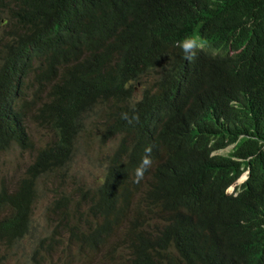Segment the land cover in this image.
<instances>
[{
    "label": "trees",
    "instance_id": "1",
    "mask_svg": "<svg viewBox=\"0 0 264 264\" xmlns=\"http://www.w3.org/2000/svg\"><path fill=\"white\" fill-rule=\"evenodd\" d=\"M198 1L205 17L225 19L217 37L226 55L187 59L154 50L135 59L124 37L110 41L104 31L77 29L90 13L104 20L151 13L177 26L193 17L194 0H126L116 11L106 0H58L70 9L66 21L49 15L44 0H0V36L12 42L9 56L26 75L51 82L41 112L58 126L56 168L72 164V147L81 131L116 139L100 183L82 186L87 209L106 220L87 221V232L69 231L64 263L89 264L110 243L112 228L129 232L122 264L264 261V0ZM82 79L87 86L80 97L76 84ZM133 82L159 83L178 106L159 98L133 102L128 98ZM4 108L0 101V114ZM122 113L139 119L129 123ZM9 137L1 128L0 146ZM228 144L227 154H211ZM148 147L152 166L145 172L150 188L143 208L154 219L153 231L142 228L139 205L126 182ZM245 167L247 180L235 196H227L225 183ZM164 179L173 183L169 205L153 186ZM227 207L245 208L242 221L225 227L206 224ZM21 233L0 231L9 238ZM74 243L78 248L73 252L69 244ZM42 244L34 247L29 264L50 257L49 249L46 255L38 253Z\"/></svg>",
    "mask_w": 264,
    "mask_h": 264
},
{
    "label": "clouds",
    "instance_id": "2",
    "mask_svg": "<svg viewBox=\"0 0 264 264\" xmlns=\"http://www.w3.org/2000/svg\"><path fill=\"white\" fill-rule=\"evenodd\" d=\"M106 1L116 11L126 0ZM44 5L49 15L66 21L70 11L69 7H60L58 0H44ZM204 14L203 5L198 0H194L193 17L188 22L177 26L171 27L163 23L158 16L151 13L138 16L130 15L124 18L118 17L112 20H104L90 13L77 29L87 34H96L104 31L110 41H114L118 37H124L133 48L135 59L154 50L178 53L182 58L187 59H192L203 53L215 56L226 55L217 37V30L225 25V19H213L205 17ZM150 21L153 23L150 24ZM11 45L12 42L9 37L0 36V50H2L0 52V101L5 106L0 114V129L6 128L10 132L8 142L0 146V154H10L12 156L11 161H15L18 164V168L11 174H8L7 171L2 172L0 184V231H22V233L11 238L0 235V258L4 256L8 249L17 244L18 241L38 225L34 218V207L40 195L47 191L50 193V197L44 203L41 211L45 221L44 230L42 233H36L35 239L32 240V248L29 254L30 261L27 264L31 262L32 251L39 241H43V244L42 247L38 248V253L46 255V249H49L51 254L43 264H50L53 255L57 252H59L57 261L60 264H66L63 261V256L64 245L68 244L66 236L69 231L87 232V221L95 219L106 220L104 217L97 218L87 209L82 194V186L87 183L80 182L75 183L73 186L71 185V179L74 175L75 146L80 143L83 134L90 135L92 139L101 137L98 135V137L94 138L88 132H79L77 140L72 147V164L60 170L56 168L53 163V156L59 146L58 126L54 119L45 117L41 112V102L49 90L51 82L37 80L30 75H26L19 62L9 56ZM125 63L123 61L122 66H125ZM99 71L107 76L105 70ZM76 85L78 91L79 89L82 90L78 93L79 96L83 97L87 86L86 80L82 79ZM128 98L132 99L133 102H140L145 98H159L167 101L170 106H178L176 101L168 95L165 88L159 83L139 85L133 82ZM121 118L129 123L139 119L138 115L129 117L127 113H122ZM92 124L93 122H90L86 126L90 127ZM37 127L45 131L38 144L34 143L29 133V128ZM101 140L107 141L110 139L101 138ZM114 147L115 144L112 150ZM230 147L231 145L228 144L212 151L211 154L219 152L227 154ZM26 151L29 152L26 159L19 161L15 157L16 153ZM151 152V147L145 149V154H142L141 161L128 174L126 180L133 190V199L139 205L138 211L142 222L141 226L147 231H153L154 229L153 217L143 208L150 188L147 182L149 174L145 172L152 166ZM104 164L102 176L94 185H87L96 186L100 183L104 175ZM247 178L248 167H245L241 169L233 180L228 182L233 185V191L229 192L227 187L231 185L225 183L223 192L227 196H235L239 191V185L243 184ZM235 182L236 184L234 185ZM255 185L259 190L263 191L261 183L257 181ZM153 186L158 190L159 198L169 205L173 190L172 179L161 180ZM244 210L245 208L239 207L222 208L206 224L225 227L232 220L239 219V221H242ZM56 240H60L61 244H58ZM129 245V232L112 228L111 241L101 250V253L106 255V259L103 260L100 253L94 255L89 264H122L129 252ZM69 247L74 252L78 248V243L69 244ZM73 247L74 250L72 249ZM261 262L264 261L255 263ZM237 263L245 264L243 262ZM148 264L163 263L161 260L155 259Z\"/></svg>",
    "mask_w": 264,
    "mask_h": 264
},
{
    "label": "rangeland",
    "instance_id": "3",
    "mask_svg": "<svg viewBox=\"0 0 264 264\" xmlns=\"http://www.w3.org/2000/svg\"><path fill=\"white\" fill-rule=\"evenodd\" d=\"M137 94V92H136ZM99 130L101 129L98 126ZM29 133L34 141L38 144L45 133L41 128H29ZM100 133V131H99ZM115 144V139L104 141L101 138L92 139L90 135L83 134L80 143L74 148L75 158L73 163L74 175L71 179V185L75 183L85 182L87 184H95L102 176L103 164L106 161L107 155L111 152ZM225 152V151H223ZM29 152L16 153L15 157L21 161L28 157ZM12 156L8 153L0 154V184L3 171L8 174L17 170L18 164L11 161ZM245 174V173H244ZM231 185L230 183H228ZM236 182L234 183V185ZM228 191H233V185L227 187ZM50 197L49 192H44L40 195L38 202L34 207V218L36 225L27 235H25L17 244H14L8 249L4 256L0 258V264H27L30 261L29 254L32 248V240L35 239L36 233H42L45 226V221L41 215L42 207ZM74 250V247L72 248ZM59 252L53 255L50 264H60L57 261Z\"/></svg>",
    "mask_w": 264,
    "mask_h": 264
},
{
    "label": "bare ground",
    "instance_id": "4",
    "mask_svg": "<svg viewBox=\"0 0 264 264\" xmlns=\"http://www.w3.org/2000/svg\"><path fill=\"white\" fill-rule=\"evenodd\" d=\"M241 178H242V177H241ZM241 178H240V179H241ZM240 179H239V180H240Z\"/></svg>",
    "mask_w": 264,
    "mask_h": 264
}]
</instances>
